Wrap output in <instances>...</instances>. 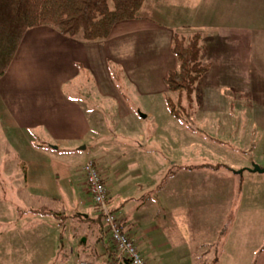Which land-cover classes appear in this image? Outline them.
Returning <instances> with one entry per match:
<instances>
[{
    "label": "crops",
    "instance_id": "0c3cea01",
    "mask_svg": "<svg viewBox=\"0 0 264 264\" xmlns=\"http://www.w3.org/2000/svg\"><path fill=\"white\" fill-rule=\"evenodd\" d=\"M165 2L151 0L159 13L145 16L150 3L144 0L140 19L116 24L109 37L98 43L67 38L49 27L34 28L24 35L6 74L0 79L1 124L12 128L16 136L25 141L31 142L30 134L38 139L32 150L37 159L31 163L34 170L42 165L51 173L48 171L49 176L44 179L46 184L43 180L38 187L33 182L28 186L27 181L24 185L34 189V199L37 192L44 196L48 206L24 211L28 216L40 217L37 224L51 218L55 225L51 224L53 230L44 238L16 236L9 241L10 244L3 240L0 254L5 251L19 256L20 252L30 251L39 255L31 261L58 257L59 264H67L66 257L56 246V236L60 234L58 228L66 225L77 213L76 217L85 223L78 227L82 228L80 233L85 239L77 255V264L82 261L111 263L116 252L107 229L102 225L97 229L94 219L83 217L88 210L85 199H82L85 194L88 197L85 177L81 175L76 179L67 168L69 160L73 162L82 154L86 155V162L92 160L102 170L108 205L117 215L124 232L135 241L146 264H211L214 260L218 264H264V225L259 220L248 221L254 213L257 214L254 216L264 213V177L260 179L246 171L252 164L264 168L254 160L259 152L257 147H250L252 152L247 158L240 154L241 146H246V142L238 146V135L232 136L231 141L221 142L215 141L207 134L209 131L198 125L195 128L182 126L181 118H173L166 108L169 93L164 83L167 74L178 66L172 54L174 34L191 32L187 36L193 33L201 37L199 59L203 56L201 63L209 65L204 75L208 85L215 88L212 78L216 76L214 79L218 81L221 76L222 89L228 94L239 90L245 93L242 88L258 79L246 94L251 97L252 104L257 102L254 97L262 100L256 115L264 113V60L258 57L256 62L253 54L258 44L255 42L257 14L247 12L245 4L248 0H199L197 5L192 4L196 8L189 9L192 12L188 19L193 18L190 22L166 26L157 20L162 13L167 19ZM182 12L186 14L188 10ZM221 60L223 64L220 66L214 62ZM114 73L124 76V81L134 88L138 99L153 102L150 105L154 108L146 111L142 115L144 118L124 101L115 84ZM86 77L92 79L101 98L115 102L119 120L126 123L130 135L136 134L137 146L134 143L136 147L124 145L122 150L132 149L133 157L132 153L114 157L110 150L101 151V144L91 143L93 134L105 131L101 115L96 111L87 112L65 91L67 86L78 80L84 81ZM218 96L221 93H217ZM237 100L238 106L241 99ZM214 108L212 104L206 110L213 112ZM229 111L242 113V109L234 106ZM194 117L198 115H189V121L196 120ZM147 120H153L155 126L148 134L142 130ZM256 121L249 122L246 129L264 132V125ZM202 131L209 137L205 146L212 149V155L222 157L221 163L192 166L172 163L160 178L165 180L156 186L150 185L148 182L157 179L162 170L156 160L159 157L152 151L153 143L148 141L166 137L173 144L177 140L184 144V140L181 141L184 137L187 145L197 141V134ZM47 142L49 150L44 152L40 144ZM122 144L117 142L108 149L118 151ZM259 145L264 156V135L260 137ZM218 148L226 149V153ZM146 154L151 157L146 159ZM238 171H243L242 175L236 174ZM244 173L252 174L248 180H252L253 186L245 181ZM198 178L202 180H199L201 189H197L204 194L189 189L194 197L182 199L184 183L190 184L191 180L198 181ZM51 204H58L61 212L49 206ZM28 223L31 224L29 220ZM78 228L71 229V234L79 233ZM67 238L71 240L70 236ZM20 243L27 246L19 250L17 245Z\"/></svg>",
    "mask_w": 264,
    "mask_h": 264
},
{
    "label": "rangeland",
    "instance_id": "374dc122",
    "mask_svg": "<svg viewBox=\"0 0 264 264\" xmlns=\"http://www.w3.org/2000/svg\"><path fill=\"white\" fill-rule=\"evenodd\" d=\"M165 1L164 7L168 12L167 19L165 13H162V17H160V19L157 17V20L166 26L185 23L186 21L190 22V20L193 18L190 17L191 19H188L190 13L192 12V10L189 9L196 8L192 4L195 3L197 5L199 3V0ZM149 3L148 11H145L144 15L157 16L156 14L159 12L154 9V5L151 3V0H149ZM245 8L247 12H253L257 14L255 22L258 26L255 30V42L258 44L256 45L253 54H255L256 62L258 61V57L264 60V0H248V2L245 4ZM183 10H188V13L183 14ZM190 33L191 32H180V34H182L181 36L185 37ZM202 57L201 60H199L203 63ZM214 62L218 64V66L223 64V60L220 62ZM262 70H264V67ZM204 77L205 76H203L195 84L191 94L183 92L181 94L168 95L173 108L179 110L177 113L181 114L180 121L183 122L182 126L186 125L188 127L195 128V125H198L201 127V129L206 130V132L209 131L207 134L212 136L215 141L220 140L221 142H225L226 140L231 141L232 136L238 135V146L239 143L246 142V146H241L242 148L240 149V154L244 157L250 158L252 152L250 147H257L259 152L256 153V159L254 160L257 161V164H262L261 166H264V156L260 152L262 151V147L259 145L260 137L264 135V132L261 131L256 133L255 130L254 132H251V128L246 129L249 126V122L252 123L253 120H257L256 122L260 121L261 124L264 125V113L258 116L256 115L260 111L259 104L262 102V100L256 99V97H254V101L256 102L257 100V102L256 104H252L253 101L251 97L247 96L246 94V91L250 90L251 87L257 83L258 79H254L251 83L242 88V91L245 93H241L239 90L235 94H228L222 89V86L224 85H222L221 76L218 77V81H215L214 79L216 76H212L213 82L216 85L215 88L209 86L208 81ZM116 80L117 81H115V84L121 96L125 99L124 101L137 111L138 116L140 114L145 115L146 111H148L150 108H154L152 105H150L153 102L148 103L137 98L136 94L134 93V88L124 81V76L122 74H120ZM65 91L66 94L75 97L87 112L91 113L96 111L100 113L105 131L93 134L91 143L101 144V151L103 149H107V151L110 150L114 153V157H116V155L119 156V154L121 156L122 153L127 155L133 152L132 149L125 150L124 152H122V150L124 145H128L130 148L137 146L138 138L136 134H129L130 130L127 129L126 123L119 120L115 102L112 99L101 98L96 92L94 83L90 77L84 78V81L78 80L75 83H72L66 87ZM217 93H221V96L217 97ZM237 98L241 99L239 100L238 106ZM212 104L215 107L214 111L207 112L206 108ZM232 106H234L235 109H242V115L237 114L236 111H229V108ZM191 114L194 116L195 114L198 115L197 118L194 117L196 120L192 119V122L188 119L189 115ZM1 123L3 122H1L0 115V245L2 244L3 240H8V244H10L9 241H11V239L16 236H20L22 239H26L28 236L37 239L44 238L43 236L49 235L50 231L53 230L51 228V224L54 223L55 225V222H53L51 218H46L42 220V224H37L36 222L38 220L41 221L40 217L38 219V217L34 218V216H28V214H25L24 209H39L48 206L44 196L38 194V192L34 199L33 193L35 191L33 188L28 186L33 182L38 187L37 184H39L40 181L43 182V180L49 176L51 170L44 168L42 165L34 170V165L31 162L37 158L35 157L32 150L34 149L33 146L37 144L38 139L33 134L29 135V140L31 142L25 141L23 138L16 136L12 128L4 127V125ZM253 124H255V122ZM154 128L155 126L153 120H147L142 126V130H144L147 134L151 133ZM183 133L184 132H181V134ZM207 134L205 131H202L201 134H197V141L191 140L193 144L188 142L187 145L185 144L186 138L184 137L181 138L182 142L184 140V144L178 140L176 141V144H173L170 142L171 140L169 141L166 137L158 138L155 142L148 141L149 144L153 143L152 151H154L155 155L159 157L156 160L160 164L159 166L162 170V173H160L157 178L158 180L153 179L148 183L152 186L162 183L165 179L161 181L160 178L166 174L172 163L186 164L189 166L199 165L201 163H221L219 161L222 157H219L216 154L212 155V149L210 148L208 150L205 146L204 142L209 138ZM40 140L44 141L43 139ZM117 142H120L121 144L123 143L122 146L119 147L118 151H116L115 148L108 149V146L116 144ZM40 145L43 146L44 152L49 150V142L45 144L41 143ZM171 147L175 148L173 149ZM218 149L226 153V149ZM133 156L134 155L132 153V157ZM150 157L151 156L147 154L145 156L146 159ZM86 160V155L84 156L79 154V159H76L73 162L72 160H69V163L67 162L68 170H70L72 176H76V179H78L79 176L84 175L82 168ZM249 175L252 174H243L244 178L246 177L245 181L247 180L249 185L253 186L252 180H248ZM253 175H257V177H260V179H263L264 177V174ZM214 178L217 180L219 179L218 176H214ZM206 179L209 178L207 177ZM199 180H202V178H198V181H190L195 186L190 185L191 183L189 184V182L184 183L182 199L189 200L194 197L189 189H196V191L200 192L197 189L200 188L199 183L201 181ZM26 181L28 182V186L24 185ZM207 182L210 183L211 181L208 180ZM44 183L46 184L47 180H44ZM254 186H257V182H254ZM38 189L40 190V188H36V190ZM43 191H45V189H42V192ZM28 193L31 194L30 197L28 196ZM82 199H85L84 202L88 207V210L85 212L86 214L83 217L89 216L92 220H95L97 218L98 210L96 211L94 209L93 204L90 202V199L86 196V194L85 196H82ZM49 206L61 212V207L58 204H51ZM261 213H263V211ZM74 215L77 216L78 214L76 213ZM254 215L257 214L254 213ZM254 215L249 216L248 221L259 220V222H262V225H264V213L261 215L262 217ZM76 216H72L73 218H69V221L66 222V225L58 228V232L60 231V234L56 236V246L60 248V254L63 253V257H66L67 264H77V255L80 254L79 249L81 245H83V240L85 239V237L80 233L82 228H78L81 224H85L84 220ZM28 220L31 222V224L28 223ZM49 220H52L50 224H46ZM88 223L93 224V221H89ZM95 226L97 229H99V227L101 228L99 225L97 226L95 224ZM76 227L79 229V233L76 235L71 234V229ZM246 230L248 229L246 228ZM68 236L71 237L70 241H68ZM20 244L21 245H17L19 250H23L25 246H27L23 243ZM21 255L22 257L20 258ZM37 257H39V255H33L30 253V251L20 252L19 256L15 253L8 254L4 251L2 254H0V264H59L58 257L54 259L51 258L50 260H42L41 258H38L35 261H31Z\"/></svg>",
    "mask_w": 264,
    "mask_h": 264
},
{
    "label": "trees",
    "instance_id": "16d2710c",
    "mask_svg": "<svg viewBox=\"0 0 264 264\" xmlns=\"http://www.w3.org/2000/svg\"><path fill=\"white\" fill-rule=\"evenodd\" d=\"M143 3L144 0H0V79L29 30L49 27L67 38L98 43L109 37L116 24L140 19ZM201 51L199 35L174 34L172 54L178 66L164 80L169 94L192 93L209 69V65L199 61ZM117 77L114 73L115 81ZM166 105L173 118H181L169 98ZM97 216L94 221L101 226L98 211ZM211 264L218 262L214 260Z\"/></svg>",
    "mask_w": 264,
    "mask_h": 264
},
{
    "label": "built area",
    "instance_id": "2783aa9c",
    "mask_svg": "<svg viewBox=\"0 0 264 264\" xmlns=\"http://www.w3.org/2000/svg\"><path fill=\"white\" fill-rule=\"evenodd\" d=\"M88 198L100 214L101 224L107 229L109 239L116 255L110 264H146L141 257L135 241L124 232L121 222L108 205L107 189L102 170L92 161L82 168ZM78 264H91L79 262Z\"/></svg>",
    "mask_w": 264,
    "mask_h": 264
},
{
    "label": "water",
    "instance_id": "95a60500",
    "mask_svg": "<svg viewBox=\"0 0 264 264\" xmlns=\"http://www.w3.org/2000/svg\"><path fill=\"white\" fill-rule=\"evenodd\" d=\"M140 117H143L142 115H139ZM144 118V117H143ZM247 172L253 173V174H264V168H260L258 165H253L250 169H246ZM243 171H238L236 174L242 175ZM84 241V240H83Z\"/></svg>",
    "mask_w": 264,
    "mask_h": 264
}]
</instances>
